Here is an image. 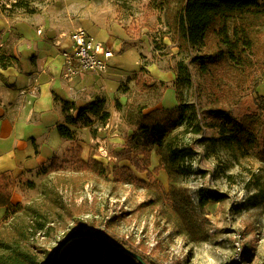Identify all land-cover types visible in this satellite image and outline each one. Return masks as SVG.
Returning a JSON list of instances; mask_svg holds the SVG:
<instances>
[{"label":"rangeland","instance_id":"374dc122","mask_svg":"<svg viewBox=\"0 0 264 264\" xmlns=\"http://www.w3.org/2000/svg\"><path fill=\"white\" fill-rule=\"evenodd\" d=\"M93 1H105L107 9L100 12L108 20V11H114L124 30L106 27L99 15L96 24H103L113 39L125 34L132 46L141 45L139 58H125L127 65L138 61L139 66L120 83L109 109L106 103L98 111L86 108V117L78 118L79 110L66 104L62 124L75 134L61 148L53 144L59 149L55 165L53 155L27 176L12 179L13 203L36 202L60 213L51 231L35 235L40 264H54L60 243L80 228L128 242L156 264H264V110H257V103L264 102V19L250 30L252 45L245 54L250 66L224 63L202 72L195 56L214 51L213 34L208 47L180 51L172 14L165 16L159 0ZM86 29L96 35L95 28ZM178 73L182 78L177 81ZM160 74L165 80L156 79ZM223 108L238 120H255L257 144L243 156L225 148V121L214 114ZM182 109L186 125H198L200 132L190 126L187 132L179 124ZM66 114L76 123L67 124ZM153 129L170 131L173 149L184 155L174 178L189 202L195 233L175 223ZM53 184L58 194L48 190ZM201 188L223 197L203 206ZM5 212L2 207L0 222Z\"/></svg>","mask_w":264,"mask_h":264},{"label":"crops","instance_id":"0c3cea01","mask_svg":"<svg viewBox=\"0 0 264 264\" xmlns=\"http://www.w3.org/2000/svg\"><path fill=\"white\" fill-rule=\"evenodd\" d=\"M106 7L105 1L93 0H0V56L7 63L0 66V175L27 176L56 156L59 149L53 144L61 148L67 143L57 131L64 104L79 110L101 99L109 109L120 83L139 66L137 60L127 65L125 58H139L141 45L132 46L125 34L113 39L103 24L94 22L99 15L106 27L114 24L124 30L114 11H108L106 20L107 14L100 12ZM86 27L95 28L94 37L109 48L116 46L111 48L110 67L102 75L79 73L62 79L61 51L71 45L74 30Z\"/></svg>","mask_w":264,"mask_h":264},{"label":"trees","instance_id":"16d2710c","mask_svg":"<svg viewBox=\"0 0 264 264\" xmlns=\"http://www.w3.org/2000/svg\"><path fill=\"white\" fill-rule=\"evenodd\" d=\"M167 13L172 14V21L176 32V43L180 51H189L191 48L209 46V35L213 34L214 51L205 55L195 56L200 70L205 72L212 66L228 64L231 67L250 66V59L245 57L246 50L252 45L250 30L262 24L264 19V0H159ZM0 56V66L5 67L7 63ZM183 62L178 63V71L183 72ZM182 76L177 75V81ZM64 104L63 112L66 107ZM103 100L96 99L89 104L92 110L101 109ZM69 105V104H68ZM186 104L183 105V107ZM71 107V105H69ZM86 107L79 109L77 117H86ZM257 110L262 113L264 102L257 103ZM185 110L180 111L179 124L185 126L188 119L185 118ZM214 114L223 118L225 123V148L231 152H241L245 155L257 144V138L253 132L255 120L246 118L236 119L228 109L214 111ZM82 115V116H81ZM75 117L66 114V123L75 124ZM87 125V124H86ZM192 131L200 132L198 125L192 126ZM57 131L64 139H73L75 132L66 124H59ZM151 140L158 147L162 166L168 174L169 189L166 198H169L175 223L181 229L194 232L192 227V215L188 203L182 197L177 181L174 176L180 170L184 161V155L173 149L170 131L165 129H153ZM81 148L77 146L76 156L79 157ZM264 160V155L263 158ZM57 158L52 157L51 164L54 166ZM79 163H83L79 160ZM12 179L7 174L0 175V207H5L6 212L0 222V264H40L41 251L35 244L36 233H45L53 229L51 223L56 221L60 215L54 208L47 210L39 203H13L11 201L10 183ZM58 184L50 185L48 190L58 194ZM223 196L207 194L201 188L199 199L201 205L210 200L219 201ZM55 199V198H54ZM52 203L55 204V201ZM52 204V205H54ZM50 207H53V206ZM202 206V207H203ZM190 212V213H189ZM10 213L17 214L20 218L8 219ZM189 232V234H190ZM80 233H98L104 239L94 235L74 236ZM195 233V232H194ZM67 241V242H66ZM66 242L64 245H62ZM62 245V246H61ZM58 264H156L149 256L141 252L128 242L114 236H106L100 231L88 232L80 228L70 233L61 243ZM127 249V250H125ZM131 252L140 256L142 262ZM144 262V263H143Z\"/></svg>","mask_w":264,"mask_h":264},{"label":"built area","instance_id":"2783aa9c","mask_svg":"<svg viewBox=\"0 0 264 264\" xmlns=\"http://www.w3.org/2000/svg\"><path fill=\"white\" fill-rule=\"evenodd\" d=\"M71 45L61 51L64 58L62 79L79 73L104 74L110 67L109 60L114 52L109 46L96 39L86 29L78 28L70 34Z\"/></svg>","mask_w":264,"mask_h":264},{"label":"water","instance_id":"95a60500","mask_svg":"<svg viewBox=\"0 0 264 264\" xmlns=\"http://www.w3.org/2000/svg\"><path fill=\"white\" fill-rule=\"evenodd\" d=\"M84 235H94V236H97L98 238L100 239H104L102 236H99L98 233H80V234H77V235H74V236H84ZM67 242V241H66ZM66 242H64L62 245H64ZM61 245V246H62ZM57 249V253H56V256H55V259H54V264H57L58 263V258H59V252H60V247ZM127 250V249H125ZM132 255L136 256L141 262H142V259L140 256L136 255L135 253L131 252ZM144 263V262H143ZM145 264V263H144Z\"/></svg>","mask_w":264,"mask_h":264}]
</instances>
